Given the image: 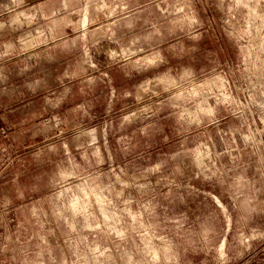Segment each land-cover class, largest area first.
<instances>
[{
    "label": "rangeland",
    "instance_id": "rangeland-1",
    "mask_svg": "<svg viewBox=\"0 0 264 264\" xmlns=\"http://www.w3.org/2000/svg\"><path fill=\"white\" fill-rule=\"evenodd\" d=\"M0 264H264V0H0Z\"/></svg>",
    "mask_w": 264,
    "mask_h": 264
},
{
    "label": "bare ground",
    "instance_id": "bare-ground-1",
    "mask_svg": "<svg viewBox=\"0 0 264 264\" xmlns=\"http://www.w3.org/2000/svg\"><path fill=\"white\" fill-rule=\"evenodd\" d=\"M86 24V23H85Z\"/></svg>",
    "mask_w": 264,
    "mask_h": 264
}]
</instances>
